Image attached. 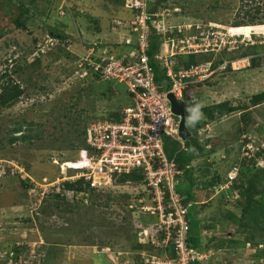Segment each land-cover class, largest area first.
Masks as SVG:
<instances>
[{"label": "rangeland", "instance_id": "rangeland-1", "mask_svg": "<svg viewBox=\"0 0 264 264\" xmlns=\"http://www.w3.org/2000/svg\"><path fill=\"white\" fill-rule=\"evenodd\" d=\"M168 2L178 6L165 8L166 26L173 32L180 30L172 35L174 40L185 42L187 38L189 42L198 43L200 38L210 39L211 34L219 30L237 32L246 37L253 30L257 37L264 35V0ZM17 3L28 8L30 17L23 19L26 30L17 29L9 18H4L6 13L11 18L18 15ZM122 7L114 0H0V74L4 68L12 70L17 67L24 56L28 62L39 56L38 64L24 66L12 75L14 81L24 87V94L11 107L0 109V264H140L148 254L157 253L154 249L135 248L137 242H150L158 234L154 223L148 222L147 207L151 206L152 200L140 185H110L106 190L111 191H105L110 195H102L93 206L89 193L77 195V199L83 198V204L77 209L49 206L55 203L51 194L59 192L67 199L72 198L57 183L68 180L67 174L61 173L63 163L78 157L80 137H76L77 133L110 110L133 105L124 83L95 79L86 73L84 65H78L75 55L82 52L81 44L87 46L94 41L102 42V46L116 55L124 48L115 41L122 43L126 38L134 42V37L121 25L114 24L115 20H120L121 13L129 12ZM256 7L259 11L253 24L231 27L234 19L241 18L245 11L255 13ZM195 24L200 29H196ZM45 25L65 32L67 40L72 43L71 51L66 49L69 56L59 55L51 45L41 47L46 38L50 39L42 30ZM96 26L100 30H94ZM262 39L258 37L259 41ZM47 46L52 48L48 51ZM170 47V43L165 42L163 50ZM39 51L44 53L39 54ZM237 52L234 47H229L203 54L214 62L221 58L228 61L229 56H235ZM15 58L18 60L16 65L12 61ZM260 58L253 68L217 70L197 89L189 88L188 96L195 97L204 106L222 101H228L232 106L249 105L252 94L264 91V58ZM102 92L106 95L103 96ZM249 112L247 131L240 133L243 125L239 121V110L207 123L198 135L201 140L208 138L209 146L215 151L206 159L200 157L193 161L195 166L201 165V172H194V183L200 185L206 176L208 179L215 173H219L223 181L227 177L221 186L213 187L214 201L199 211L198 218L203 224H217L221 220L217 227L228 230L235 240L226 249L222 240L214 239L215 249L202 256L205 262L212 254L211 264H264V243L257 246L243 243L244 236L236 234L234 225L223 221L221 214L223 210H230L238 215V209L234 207L238 197L236 192L230 194L226 191L221 196V190L229 186V177L235 176L233 168L238 166L240 157L243 154L249 156L257 146L264 147V103L250 107ZM16 122L21 131L13 133L11 130ZM18 134H25L32 140L8 144L7 140ZM36 134L41 139L34 138ZM208 162L211 163L206 166ZM258 166L264 167V158L258 160ZM207 168L208 172L205 171ZM72 173L68 171V174ZM27 179L32 186L25 187L22 183ZM47 193L49 198L42 200ZM198 195L199 200L204 199ZM45 208H48L47 212H41ZM128 210L136 212L127 214ZM124 216H129L127 221H130L131 229L123 221ZM132 216L139 217L137 220H148L145 222L149 224L144 227L138 224L136 230ZM28 218L30 222L24 221ZM140 227L144 228L143 232L141 229L142 234H137L135 239L133 233L140 232ZM205 232L206 229L202 231ZM208 234L204 241L209 240L211 234ZM14 247L19 248L18 253L13 251Z\"/></svg>", "mask_w": 264, "mask_h": 264}, {"label": "built area", "instance_id": "built-area-1", "mask_svg": "<svg viewBox=\"0 0 264 264\" xmlns=\"http://www.w3.org/2000/svg\"><path fill=\"white\" fill-rule=\"evenodd\" d=\"M125 7L132 16L116 20L115 24L127 26L129 35L134 37V42L125 39V43L138 46L134 58H130L133 54L125 52L116 55L106 46L95 48L81 44L82 52L77 54V61L79 66L87 65L89 74L94 78L96 75L98 79L124 83L133 105L119 109L116 119L100 118L87 125L83 134L85 145L79 149L78 158L68 163V166L77 167L74 173L67 175L68 180H81L91 188H102L113 185L114 178L121 174H140L142 186L156 202L154 208L158 210L159 230L163 231V236L154 243L162 245L164 249L171 241L174 251L172 256L151 254L145 264H190L202 256L186 244V207L175 192L182 170L176 167L174 159H169L164 151V137L178 141L181 147L184 142L178 134L180 117L171 111L167 94L171 93L177 102L184 101V90L189 85L207 80L217 70H224L228 62L232 69L244 68L250 64L252 56L224 61L214 69L211 61L187 69H175L173 56L220 52L229 47L253 45L264 40L257 41L250 34L246 37L229 30L214 32L210 39L200 38L198 43L189 42L187 38L184 42L182 39L168 37L162 46L168 42L171 47L164 50L160 48L156 56L165 81L157 83L146 49L151 32L163 35L172 32L164 22L167 13L160 8L149 11L147 0H126ZM194 39L197 38L194 36ZM47 42L53 43L55 40L47 38ZM128 55L129 58L125 60ZM162 114H166V117H161ZM67 192L73 195V191Z\"/></svg>", "mask_w": 264, "mask_h": 264}, {"label": "trees", "instance_id": "trees-1", "mask_svg": "<svg viewBox=\"0 0 264 264\" xmlns=\"http://www.w3.org/2000/svg\"><path fill=\"white\" fill-rule=\"evenodd\" d=\"M18 1V0H17ZM117 3L122 4V6L126 9L125 4L126 0H114ZM9 2V1H8ZM178 7L177 5L171 4L168 2V0H147V9H150L149 11H156L159 8H174ZM122 7V8H123ZM16 8L18 10V15L14 18H11L8 13L4 14V18H9V20L14 24V26L19 30H26L27 24L24 23V18H29L30 14L28 11V8L21 5V3H17ZM255 13H250V11H245V14H242L241 18H236L233 21V24L231 27L236 26H242V25H251L253 24V21L255 20V15L259 11V7H256ZM134 13V12H133ZM123 14V15H122ZM132 16V13H121L119 19H126L130 18ZM166 22H168L167 18H164ZM97 21V20H94ZM116 21V20H115ZM114 21V23H115ZM166 24V23H165ZM196 29H200V26L198 24H195ZM124 28V31L129 34V29L127 26H122ZM94 30H100V27L96 26L93 27ZM113 30H115V27H112ZM43 32L47 37H50L55 40V42H51V46L56 49L58 54L61 53L66 54V56H69V50L72 43H70L67 39V35L62 29H58L55 27L50 26H44ZM172 30V29H171ZM175 32V31H174ZM173 30L172 32L169 31L165 35L162 33H156L155 31L151 32L149 34L148 38V46L146 49V53L149 57V64L151 65L154 73V77L157 83H160L162 81H165V76L163 73V70L161 66L158 64L156 60V56L160 51V48L162 47V43L165 39L168 37H173L174 34ZM175 33H180V30H176ZM253 34V33H252ZM253 37L257 40L255 34H253ZM35 39V37H34ZM126 39V38H125ZM36 42V40H33ZM115 41V40H114ZM44 43L41 44V47L44 46ZM107 43V42H106ZM118 45L123 46L122 52H127L131 55V59L134 58V55H136V51L138 49V46L135 45V43H125L124 42H117ZM40 44V43H39ZM102 42L100 41H94L87 44V46H94L97 47H103ZM51 47V48H52ZM49 46L46 47L48 51L51 49ZM68 49V51L66 50ZM242 49V50H240ZM234 50L238 51L237 55L229 56V60H233L238 57H245V56H252L250 58V64L247 66L250 68L256 67L258 65V61L261 60L260 56L264 58V56L260 53H264V43H255L253 45H246V46H238L234 47ZM42 54L44 51H39ZM207 52H197V53H189V54H176L173 56V60L175 62V69L182 68L187 69L191 66L198 65L200 62L203 61H209L211 60L207 54H203ZM57 54V56H58ZM34 57V54H32ZM36 55V54H35ZM78 57V56H76ZM125 58V57H124ZM129 58L126 56L125 60ZM13 63H17V59L12 60ZM21 63L13 68L12 70H8L7 68H4L3 72L0 74V109L1 108H9L11 107L15 102L18 101V99L24 94V87H21L17 82L14 81L12 78V75L17 73L18 71H21L24 66H34L39 63V56H35L30 62L27 61V58L24 56L21 58ZM224 61V60H223ZM222 58L218 59L217 61L212 62V69L216 65H219V63L223 62ZM86 73L89 75V67L85 65ZM245 69V68H242ZM242 69H232L230 64H227V67L224 70H232V71H238ZM95 79H98L96 75ZM211 78V77H210ZM109 81V80H106ZM117 81V80H114ZM206 81V80H205ZM118 82V81H117ZM204 84L203 82H198L195 84L189 85L187 89L184 90V103H185V117H186V107L190 105L191 101L193 100V96H188V91L190 89H197L200 85ZM190 88V89H189ZM102 95L105 96V92H102ZM194 96H196L194 94ZM129 97V95H128ZM249 105H235L232 106L228 101H222L210 105H206L203 107V112L205 114V119L202 120L195 128L189 129L191 132V135L183 142V147H181L180 143L176 140L170 139L169 137H164V151L169 159H174L176 163V167L178 169L182 170V175L180 176V182L176 186L175 191L180 195L182 204H188V208L185 213V222L188 225L187 230V238L186 243L188 246L194 248L198 253H208L210 250L215 249V243L212 242L214 239H217L219 241L222 240L223 247L228 249L231 243L235 242V240H232L231 234H229L228 230H222V228L217 227L219 226V221L217 224H203L200 223V220L198 218L199 211H202L205 208H208L211 206V204L214 201L213 193V187L214 186H221L226 180L223 181V178L219 173H215L212 176H210L207 179V176L205 177V181L201 183L200 185L195 184V178L194 172H201L200 168L201 165L195 166L193 164V161L203 157L204 159L207 158V156L214 153L215 149L213 146H209L210 140L208 138H205L204 140H201L198 136L200 134V130L207 125V123L212 122L213 120L217 119L221 115L230 114L233 112H237L240 110L239 114V121L242 123V127L240 126V133L241 131L244 132L247 131V127L249 125L250 120V107H255L259 104L264 103V91L252 94L249 98ZM118 108V107H117ZM115 108L113 110H110L107 112V114L104 117L106 119H116L119 115L118 110L121 108ZM11 130L13 133L21 131V126L18 122ZM84 129L77 133L76 137H80L79 143L77 145V149L84 144V138H83ZM34 138H40L37 134L34 136ZM26 139L32 140V138H29V136L25 134H18V135H12L8 140V144H14L16 141H25ZM263 142H264V134H263ZM211 145V144H210ZM75 146L74 144L72 145ZM209 146V147H207ZM191 149H195L194 152L191 151ZM248 151V150H247ZM248 153V152H247ZM250 155L247 156L243 154L242 158L240 157L238 161V166L235 169V176L229 181V186L224 190H221V196L225 194V192H231L236 191L238 197L235 199L234 207L238 209L237 213H232L230 210L222 211L221 214L224 216L223 221H227L226 223L230 225H234L235 227V233L241 234L244 236L243 243H252L253 245L257 246L264 243V167L258 166V160L261 158H264V147H255L254 150H252ZM246 156V157H245ZM211 162L206 163L205 165H209ZM208 172V168L205 170ZM206 175V173L203 175V177ZM200 176V175H199ZM141 180L140 174L135 172H129L125 174H121L114 178L113 185H124L127 181L131 182H138ZM28 179L24 182H22L25 187L32 186L31 183L28 184ZM30 182V181H29ZM61 188V190H67V191H73V195L71 199H67L64 195L61 193H55L49 195V193L45 194L42 197L44 199H47L52 197V200L54 199L53 205L49 204V206L52 208H59L62 207L65 209H70V207H73L74 209H77L83 204V198L77 199V195L82 193H89L90 198V205L93 206L96 204V202L100 199L102 195L109 196L110 193L105 194V191H111L106 190L110 186L102 187V188H91L89 187L88 183H84L81 180H66L62 183H59L57 185ZM52 193V192H50ZM202 195L203 198L206 200H199V195ZM228 197V196H226ZM227 199V198H225ZM221 200V198L219 199ZM205 201V202H204ZM209 201V202H208ZM227 201V200H226ZM50 203V202H49ZM58 203H61L62 205H59ZM208 203V204H207ZM225 206V203H224ZM65 209V210H66ZM48 208L42 209L41 212L45 211L47 212ZM131 210H128L127 214L130 213ZM134 214L136 211H131ZM220 214V215H221ZM148 221L149 223H154V227L156 228V234L154 238L150 239V242H144L142 244L141 241L139 243L137 242L135 245V248L139 250H150V249H156L158 253H160L161 249L163 250L162 245L157 246L154 241H157L160 239V237L163 236V231L159 230L160 227L157 223V218L154 213H148ZM132 221H135L134 227L137 230L138 224L140 226L144 227L147 226L149 223H146L143 219L137 220V218H134V216L130 217ZM129 219V216H124L123 221H126V226L128 229H131L130 221H127ZM24 221L30 222V218L25 219ZM222 221V222H223ZM124 224V223H123ZM122 224V225H123ZM226 224V225H227ZM221 226V225H220ZM141 227L139 229L140 232L133 233L134 238H137V234L141 233ZM206 229V234H203L202 231ZM210 233L211 236L208 241H204V238L207 237ZM149 241V240H148ZM173 243L169 241L168 245H166L165 249L168 251V254L174 253L172 249ZM19 248L14 247L13 251L15 253H18ZM211 257L212 254L207 258L204 262V260H193L190 264H211ZM262 257H264V247L262 248ZM146 258L140 260V264H145ZM257 264V263H255Z\"/></svg>", "mask_w": 264, "mask_h": 264}, {"label": "clouds", "instance_id": "clouds-1", "mask_svg": "<svg viewBox=\"0 0 264 264\" xmlns=\"http://www.w3.org/2000/svg\"><path fill=\"white\" fill-rule=\"evenodd\" d=\"M126 19V17H124V19H122V20H125ZM121 20V19H120ZM115 24V23H114ZM116 25V24H115ZM235 27V26H234ZM229 28V27H228ZM255 34V32H254V30L253 31H251L250 32V35H252L253 36V34ZM47 37V36H46ZM257 37V36H256ZM258 37H263L264 38V35L262 34V36H258ZM257 37V38H258ZM45 40H47V38L45 39ZM262 40H264V39H262ZM117 42H119V41H117ZM262 43H264V41L262 42ZM46 45H51V42H47V41H45V43H44V47L46 46ZM38 47H39V44H37V50H38ZM50 47V46H49ZM163 47V46H162ZM161 47V48H162ZM122 52V51H121ZM120 52V53H121ZM263 54V53H262ZM76 56H77V54H75ZM158 55V54H157ZM238 58H240V57H238ZM230 61V60H229ZM228 62V61H227ZM221 63H223V62H221ZM221 63H219V64H221ZM229 63V62H228ZM227 63V64H228ZM216 66H218V65H216ZM247 67V66H246ZM246 67H244V68H246ZM215 68V67H214ZM240 69H242V68H240ZM209 79V78H208ZM184 102V101H183ZM185 104V103H184ZM203 107H204V105L199 101V100H197V99H195V98H193V100L191 101V103H190V105L189 106H187L186 107V117H185V121H184V123H185V126H186V128L187 129H191V128H195L202 120H204L205 119V114H204V112H203ZM161 117H166V114H162L161 115ZM180 117V116H179ZM91 123V122H90ZM89 124V123H88ZM87 124V125H88ZM87 125H86V127H87ZM85 127V128H86ZM84 128V129H85ZM84 134V133H83ZM190 135H191V132H190ZM181 138V137H180ZM187 139V138H186ZM185 139V140H186ZM185 140H183V141H185ZM84 141V140H83ZM85 145V144H84ZM84 145L83 146H80L78 149H77V155H78V151H79V149L81 148V147H84ZM191 151L192 152H194L195 151V149H191ZM78 158V157H77ZM77 158H75V159H77ZM75 159H73V160H75ZM73 160H67V161H69L68 163H71V162H73ZM61 169H63V168H61ZM77 170V167H74V166H66V167H64V169L63 170H61V173L62 174H67V175H70V174H68V171H71V172H75ZM181 170V169H180ZM181 175H182V173H181ZM180 175V176H181ZM180 176H178V183H177V185L179 184V182H180ZM233 177H229V179L231 180ZM127 183H129V184H136V185H140V187H143L142 186V184H141V180L140 181H138V182H131V181H127L125 184H127ZM176 185V186H177ZM176 186H175V188H176ZM176 192V191H175ZM236 192V191H235ZM177 193V192H176ZM178 194V193H177ZM237 194V193H236ZM149 195V194H148ZM179 195V194H178ZM150 196V195H149ZM180 196V195H179ZM150 198H151V196H150ZM151 200H152V198H151ZM182 203V202H181ZM164 204H166V201L164 200ZM188 204H190V203H188ZM188 204H182L183 206H185L186 207V210H187V208H188ZM156 206V202L155 201H153L152 200V204H151V206H148L147 208H150V209H147V211H148V213H154L155 215H156V218H157V223H158V210L156 209V208H154ZM151 208H153V210L152 211H150L151 210ZM143 229L144 228H142V231H143ZM142 233V232H141ZM169 243V242H168ZM168 243H167V245H168ZM187 244V243H186ZM156 252H157V250L156 249H154ZM154 251V252H155ZM197 252V251H196ZM152 254H160V255H165V254H167L168 256H172V255H174V253H172V254H168V251H166V249L164 248L163 250L161 249V251H160V253H152ZM197 254L198 255H201V256H203V254L204 253H198L197 252ZM150 255L151 254H148L147 255V258H149L150 257ZM146 258V259H147ZM202 259V257L200 258V259H194V260H201ZM145 263H146V261H145Z\"/></svg>", "mask_w": 264, "mask_h": 264}, {"label": "water", "instance_id": "water-1", "mask_svg": "<svg viewBox=\"0 0 264 264\" xmlns=\"http://www.w3.org/2000/svg\"><path fill=\"white\" fill-rule=\"evenodd\" d=\"M167 97H168L169 102H170L171 111L175 115L180 116L179 126H178V134L182 140H185L186 138H188L190 136V131H189V129L186 128L185 123H184V121H185V104L183 101L177 102L171 93H168Z\"/></svg>", "mask_w": 264, "mask_h": 264}, {"label": "bare ground", "instance_id": "bare-ground-1", "mask_svg": "<svg viewBox=\"0 0 264 264\" xmlns=\"http://www.w3.org/2000/svg\"><path fill=\"white\" fill-rule=\"evenodd\" d=\"M65 163H66V164H65ZM63 166H64V167L68 166V162H64V163H63ZM63 169H64V168H63Z\"/></svg>", "mask_w": 264, "mask_h": 264}, {"label": "crops", "instance_id": "crops-1", "mask_svg": "<svg viewBox=\"0 0 264 264\" xmlns=\"http://www.w3.org/2000/svg\"><path fill=\"white\" fill-rule=\"evenodd\" d=\"M123 15V14H122ZM64 167V166H63Z\"/></svg>", "mask_w": 264, "mask_h": 264}]
</instances>
